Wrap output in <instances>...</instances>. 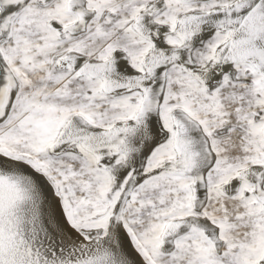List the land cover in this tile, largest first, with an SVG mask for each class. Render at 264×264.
<instances>
[{
	"label": "snow or ice",
	"instance_id": "6c2138e0",
	"mask_svg": "<svg viewBox=\"0 0 264 264\" xmlns=\"http://www.w3.org/2000/svg\"><path fill=\"white\" fill-rule=\"evenodd\" d=\"M0 264H264V0H0Z\"/></svg>",
	"mask_w": 264,
	"mask_h": 264
}]
</instances>
